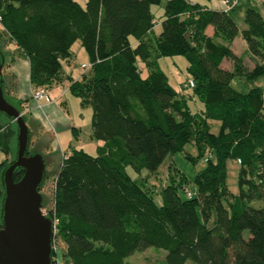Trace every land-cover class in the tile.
<instances>
[{"label":"trees","instance_id":"obj_1","mask_svg":"<svg viewBox=\"0 0 264 264\" xmlns=\"http://www.w3.org/2000/svg\"><path fill=\"white\" fill-rule=\"evenodd\" d=\"M160 1L0 0V23L28 58L34 86L61 78L76 39L92 63L80 78L70 77L68 89L90 104L91 135L104 142L95 154L72 147L63 156L47 203L59 217L66 255L73 264H136L127 257L154 245L166 250L159 264H264V97L259 86L243 91L231 84L236 75H264V17L250 0L229 8L165 0L156 32L151 5ZM209 24L211 35L205 32ZM239 34L255 59L252 67L231 47ZM0 46L11 62L14 49ZM175 54L188 61L194 85L186 87L203 102L200 111H191L179 93L184 82L177 92L158 66V57ZM138 61L147 68L145 76ZM6 85L4 76L5 95L28 119L25 100H15ZM210 118L219 119L217 132ZM15 134V122L0 117V148L13 150L11 158ZM189 142L206 162L195 188H186L180 172L178 181L170 177L162 187L157 203L151 187L137 182L126 166L154 172L166 154ZM228 157L239 164L236 194L226 184ZM10 159L0 162V174ZM2 194L0 180V202ZM256 199L261 205L253 204Z\"/></svg>","mask_w":264,"mask_h":264},{"label":"rangeland","instance_id":"obj_2","mask_svg":"<svg viewBox=\"0 0 264 264\" xmlns=\"http://www.w3.org/2000/svg\"><path fill=\"white\" fill-rule=\"evenodd\" d=\"M252 3L254 6H256L260 12L262 13L264 17V0H253ZM164 4L165 0H161L159 3H154L152 12L154 16V29L156 32H159L161 30V18H163V12H164ZM238 24L240 26H245V23L243 19H238ZM7 32L4 30L2 24L0 23V43L2 44L5 51L9 52L12 49H14L15 55L19 54L18 49L16 48L14 43H11L7 40ZM236 52L238 55L242 56L244 59L243 62L247 67H252L254 64V57L252 58L246 48V41L241 36V34L238 35V37L234 40V45ZM74 50V52H73ZM71 51L73 52L74 62H71L70 67H68V64L64 62L65 66L68 68L62 69L64 73V77L67 78L68 74H73L74 76L79 73V76L83 69L80 67V62L82 60H87L86 56V50L81 44V41L79 39H76L74 43L71 46ZM10 56V55H9ZM8 54L6 57V63L3 67V73L6 77L7 89H12L14 86V78L12 79V74L9 70V63L10 59ZM8 61V62H7ZM140 68H143V71L141 73L142 76H145L147 74V68L145 67V64L142 61L137 62ZM187 65L188 61L182 54H175V55H169V56H162L158 57V66L165 72L168 78L169 85L174 88L177 92L178 86L187 81V79L190 77V74L187 71ZM223 65L225 67L232 66V62L230 59L225 58L223 61ZM67 70V71H66ZM11 74V75H10ZM65 80V79H64ZM63 80V81H64ZM231 84L234 88L238 90L247 91L251 86H259L262 88V94L264 97V75H259L255 77L254 79L250 80L245 75H236L231 81ZM180 94L186 96L187 98V104L191 111L196 112L200 111L204 104L203 102L193 94L192 87H186L183 91L179 92ZM13 98V97H12ZM16 98V97H15ZM13 98V99H15ZM63 100H66L67 106L65 107L68 112L70 113V116L73 118L81 119L82 121V129H81V140L83 142H87L86 148L89 149L90 143V137L88 136V132L90 129L89 121H88V113L86 111L81 112V108L84 109L87 107V109H90V104L83 102L79 96L73 95L71 91H68L65 96L62 97ZM17 100V98L15 99ZM17 104V103H16ZM18 106L20 107L19 103ZM29 117L34 121L36 124H32L31 122V128H32V140H31V148H39L42 152L45 153L46 158L50 161L47 162L46 166V177L44 179V182L40 188L42 194H43V200L44 205L49 203L51 204L53 201V192H54V175L57 169H59V164L62 158V151L61 145H57V138L58 135L54 131V128H48L46 125L42 124L39 125L38 121H36V118L34 117V114L32 112H29ZM0 117H5L3 113L0 112ZM211 130L213 132H217L219 130V119H209ZM87 124V125H85ZM85 125V126H84ZM69 135L64 137L62 134L59 135V141L67 146V142L65 140L67 139ZM96 140V138H92ZM64 140V141H63ZM94 140L91 141L94 143ZM74 140L72 139V142ZM13 150H11L7 155L8 159L11 158ZM209 151L207 150L205 155H207ZM50 154L52 156V159L48 156ZM205 160L203 156L198 155V150L196 146L189 142L185 145L184 150L182 151H176L173 153H168L163 158L162 162L159 164L156 171L152 172L146 167H142L141 169H136L132 165H127L126 169L127 172L139 183H144L147 186L151 187L153 196L157 203H161V189L165 184H168L171 181V178H174V180H179L180 172L184 174L186 178L185 186L188 189H194L195 188V182L194 178L196 173L201 170L205 165ZM226 168H227V177H226V184L227 188L232 193H238L239 192V183H238V172H239V164L236 162L235 159L228 157L226 160ZM262 200L256 199L253 201V204L255 206L261 205ZM57 242H58V255L60 264H73L69 258L66 255V245L65 240L62 234H58L57 236ZM166 253V250L162 247L158 246H148L142 250H136L132 254H130L127 259L130 262L136 263V264H159L160 260L164 257ZM186 264H197L196 262L192 260H187Z\"/></svg>","mask_w":264,"mask_h":264},{"label":"water","instance_id":"obj_3","mask_svg":"<svg viewBox=\"0 0 264 264\" xmlns=\"http://www.w3.org/2000/svg\"><path fill=\"white\" fill-rule=\"evenodd\" d=\"M5 63L0 46V112L16 125L14 155L0 174V264H50L52 220L41 212L44 200L40 190L50 159L39 148H31V122L5 95ZM20 169L23 173L15 179Z\"/></svg>","mask_w":264,"mask_h":264},{"label":"crops","instance_id":"obj_4","mask_svg":"<svg viewBox=\"0 0 264 264\" xmlns=\"http://www.w3.org/2000/svg\"><path fill=\"white\" fill-rule=\"evenodd\" d=\"M81 1L84 2L85 0H81ZM201 1L202 3L207 4L209 7H213V8H222L224 6L222 0H207V2L204 0ZM250 1L252 3L253 0ZM152 6L153 4L151 5V10L153 8ZM241 13L242 12H240V14ZM242 27L244 26H240V28ZM205 32L211 35L213 33V26L211 24L207 25ZM236 37H238V35ZM235 38L231 42V47L233 51L236 54H238L235 48L233 47ZM73 52L69 60L66 61L68 67H70L71 62H74ZM86 59L87 60H82L80 64L83 62H87L89 60L88 53ZM65 64H63L62 69L68 68L65 66ZM227 67L230 68V66ZM9 70L12 74L11 76L12 79L14 78L13 79L14 86L12 89H9V93L14 95L18 99L25 100V102L28 103L29 112H32L34 114V117L36 118V121H38L39 125H41L42 122V124L46 125L48 128L50 127L54 128V131L58 135L57 145L58 144L61 145L62 147L61 149H63L62 158L65 154L69 153V150L72 147H82L84 150H86L91 154L96 153L97 146L103 144L104 141L101 139H96V140L92 139L94 138L91 135L92 108L91 107L90 109L89 108L87 109V107H85L84 109L81 108V112H80L83 113L82 112L83 110L86 111V113H88V118H89L88 121H89L90 129L88 132V136L91 138L90 139L91 144L89 145V149H87L86 148L87 142H83L80 136L81 135L80 131L82 129V121L81 119L73 118L70 116V113L65 108L67 106V102L62 98L69 91L68 85L70 83V77L80 78L79 73L75 76L72 73L71 74L67 73L68 76L67 78H65L64 73H62L63 72L62 70L60 73L61 78L57 82H54L49 86H43V88L46 89V93L49 97L47 99L45 96H41L37 98L32 96V91L36 86H34L29 80V60L24 54H16L14 56V59L9 63ZM33 123L36 124L34 121ZM60 134H62L64 137L69 135L65 140V142H67L66 147L65 145H63L61 141H59ZM72 139L74 140L73 142ZM93 140L94 143L91 142ZM48 156L52 159V156L50 154H48ZM6 157H7L6 153L0 148V162L6 159ZM56 173L54 175V178L56 176Z\"/></svg>","mask_w":264,"mask_h":264},{"label":"built area","instance_id":"obj_5","mask_svg":"<svg viewBox=\"0 0 264 264\" xmlns=\"http://www.w3.org/2000/svg\"><path fill=\"white\" fill-rule=\"evenodd\" d=\"M225 7L229 8L232 4H234L237 0H222ZM1 19V18H0ZM91 62H83L80 64V67L85 70L87 68H89L91 66ZM194 82L192 79H188L186 82H184L181 86L180 89H182V87H186V86H193ZM32 96L33 97H41V96H45L47 99L49 98L47 93H46V89L43 87H35L34 90L32 91ZM23 109L24 110H29L28 107V103L24 102L23 104ZM23 112V111H22ZM188 194L190 195L191 192H188ZM41 212L47 216H49L52 220V240H51V260H53V262H55L56 264H60V260H59V255L57 253L59 247H58V242H57V236L59 234V217L56 215L55 210L53 207H49L47 204L42 205L41 206Z\"/></svg>","mask_w":264,"mask_h":264}]
</instances>
